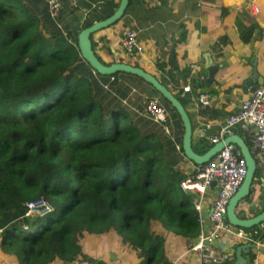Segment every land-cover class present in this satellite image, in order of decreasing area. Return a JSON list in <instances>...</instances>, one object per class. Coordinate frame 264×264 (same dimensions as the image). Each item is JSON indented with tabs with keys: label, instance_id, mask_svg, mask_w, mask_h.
Here are the masks:
<instances>
[{
	"label": "trees",
	"instance_id": "1",
	"mask_svg": "<svg viewBox=\"0 0 264 264\" xmlns=\"http://www.w3.org/2000/svg\"><path fill=\"white\" fill-rule=\"evenodd\" d=\"M74 4L68 13L80 11ZM118 4L101 0L86 14L81 8V22L64 27L61 8L58 16L48 11L41 18L21 0H0V249L14 255L17 264H75L80 259L107 264L82 244L107 233L118 236L121 250L135 251L138 264H162L168 248L153 228L156 222L187 242L197 237L199 213L193 197L179 186L186 176L179 167L185 157L183 129L177 150L157 123L143 119L144 109L132 110L111 94L117 76L130 73L102 75L81 57L79 32L109 17ZM120 20L90 36L104 65L115 62L110 46L117 42L122 48L124 29L134 30L126 27L112 40ZM254 27L240 33L243 42L251 40ZM118 58L127 61L121 54ZM156 67L162 72L160 83L171 91V83L177 85L173 73L179 71L174 48ZM174 96L188 113L187 99ZM192 148L203 154L210 144L203 139ZM39 201L51 210L28 212L27 204ZM244 230L253 242L261 239L260 232ZM248 255L252 261L254 253Z\"/></svg>",
	"mask_w": 264,
	"mask_h": 264
},
{
	"label": "crops",
	"instance_id": "2",
	"mask_svg": "<svg viewBox=\"0 0 264 264\" xmlns=\"http://www.w3.org/2000/svg\"><path fill=\"white\" fill-rule=\"evenodd\" d=\"M21 1L31 11L40 14L41 18L48 16V6L44 0ZM100 1L59 0L61 10L64 11L62 16L64 27L74 26L81 22V8H94ZM74 2L80 11L77 9V14L68 13L70 9H73L72 3ZM114 2L116 3L118 0H114ZM253 3L258 7L257 13L252 12ZM251 25H255L251 40L243 42L240 33ZM126 27L137 30V36L139 42L144 46V51L142 54L130 55L125 53L116 42V45L110 46V51L115 56V62H119L118 57L121 54L129 61L130 65L138 62L139 67L157 78L161 77L162 72L156 67V62L163 63L173 48L176 51L179 71L173 74L177 79V85L171 83L170 88L172 93H178L188 101V110L192 113L190 119L194 126L193 131L195 130L192 133V145L200 140L203 141V139L209 144L206 137H200L201 123L210 124L206 130L207 136L216 134L223 120L238 110L241 100L250 96L252 91L264 82V2L261 0H132L124 17L115 26L116 32L112 33L111 39L117 41L121 36V31ZM94 38L98 40V36ZM179 39L185 40L179 44ZM97 51L104 59H110L103 50ZM203 53H210L213 63L217 66L216 73L210 83L205 82L208 72L204 67ZM127 61L126 63H128ZM169 68L167 65L165 69ZM254 69L257 76H254ZM252 78L256 82L249 86L243 85L245 80ZM186 84L190 85L191 89L184 93L182 87ZM193 84L197 86L195 92L192 89ZM110 87L111 94H114L120 102L122 101L132 110H143L148 97L155 96L160 99L153 92L151 84L131 74H119ZM195 93L210 95L212 97L210 105L195 108L193 104L195 99L192 98V96H196ZM144 116L142 115L143 119ZM178 125L174 117L173 133L177 143L176 140L180 136L181 130ZM233 134L240 136L249 146L250 152L252 151L251 144L241 129L235 128ZM252 154L255 159L256 153ZM179 163H181L179 167L182 166L186 173L190 172L195 164L187 160L186 157H183ZM215 196V188L210 186L202 199L201 212L205 213V217L200 216L198 232L210 226L208 212ZM192 197L194 199V196ZM263 210L264 168L257 166L249 194L240 200L235 211L241 218H250ZM158 225L160 224L157 222L154 224L156 232L161 233L167 243L170 241L166 259L171 264H201L198 253L189 249V243H195L197 238L187 242L174 234L171 236L166 229ZM250 229L253 230V233L260 232L261 239L258 240V245L256 244L255 248L252 247L248 252L241 254L244 262L239 264H253L250 261L249 252H253L254 258L258 257L260 264H264V222L260 226H253ZM246 234L249 233L246 232ZM117 237L112 233H107L102 237L106 240L96 246L95 244L101 241V237L94 240L88 239L86 241L94 242V246L91 251H88L89 243L83 242L88 245L87 247L84 244V248L87 252H91L94 258L103 260L107 264H138L139 255L135 251L121 250ZM239 241L234 236H225L219 240L224 243V246L218 248L229 249V259L233 260V264L236 260L235 249ZM233 255L234 259H232ZM15 260L14 255H9L0 249V264H17ZM228 261L222 264H227Z\"/></svg>",
	"mask_w": 264,
	"mask_h": 264
},
{
	"label": "built area",
	"instance_id": "3",
	"mask_svg": "<svg viewBox=\"0 0 264 264\" xmlns=\"http://www.w3.org/2000/svg\"><path fill=\"white\" fill-rule=\"evenodd\" d=\"M44 1L48 6L50 16L52 18L58 16L61 8L59 0ZM261 1L264 2V0ZM73 5L75 6L74 3ZM251 8L253 13L258 12L255 3L252 4ZM82 11L84 14L88 13L87 9H82ZM120 44L126 52H143V47L137 40L136 32L132 29H124ZM190 89L191 87L188 84L182 87L184 93L189 92ZM211 100L210 95L199 93L196 99L193 100V104L195 108H202L210 105ZM143 115L157 123L165 138L172 141L176 149L179 150V145L176 144L174 139L173 120L169 110L158 97L151 96L147 98ZM200 127V137H206L211 146L231 135L235 128L241 129L251 144L252 153H256V166L264 168V82L256 87L250 96L241 100L238 110L223 120L216 134L206 135V130L210 127L209 123H201ZM185 174L186 176L180 181L179 186L183 192L190 195L194 194L193 206L198 213L202 209V199L212 182H214L213 187L216 191V196L212 200L208 212L210 226L197 233V241L189 243V249L198 253L201 264H222L229 259L230 254L210 245V242L213 240L218 242L225 236H234L240 241L253 242L244 229L235 227L226 220L228 202L238 190L246 174L245 160L239 148L230 143L224 145L207 162L194 164L190 172H185ZM41 205H46L48 207L47 211L51 210L45 202L39 201L28 203V212H38L37 209L41 210L43 208ZM254 244L258 245V242L255 241ZM76 264L90 263L85 259H81ZM253 264H260L258 257L253 259Z\"/></svg>",
	"mask_w": 264,
	"mask_h": 264
},
{
	"label": "water",
	"instance_id": "4",
	"mask_svg": "<svg viewBox=\"0 0 264 264\" xmlns=\"http://www.w3.org/2000/svg\"><path fill=\"white\" fill-rule=\"evenodd\" d=\"M128 2L129 0H119L117 8L109 17L103 20L95 21L94 23H92V25L84 28L79 32L78 48L80 50L81 57L86 60L89 65L99 74L111 75L116 72H126L139 76L140 78L151 84L153 88L158 91L162 95V97L170 103L171 107L174 108L178 113L183 127L181 143L183 154L188 160L192 161L193 163H205L217 152H219L224 145H228L230 143L235 144L240 149V152L245 160L246 174L240 187L228 202L226 208V219L230 224L245 229L251 228L253 226H260L261 223L264 222V210L256 216L250 218H241L237 215L235 211L240 200L244 199L249 194L250 187L252 186L253 176L256 171V162L252 153L250 152L247 143L240 136L232 134L225 137V139L218 141L216 144L211 146L205 153L197 154L192 148L191 119L182 103L174 96V94L170 90H168L163 84H161L155 76L143 70L141 67H136L124 62H113L109 65H104L99 61V59L95 55L90 39L91 34L95 31L108 27L120 20L125 13V10L128 6ZM202 56L204 58V67L207 69L208 72L205 82L210 83L216 73L217 66L213 63L210 53H203ZM253 73L254 76H257V72L255 69L253 70ZM253 82H256L254 78L247 79L243 82V85L249 86ZM213 185L214 182L211 183V186ZM192 196H194V194H192ZM200 215L203 218L205 217V213L203 212H200ZM210 245L222 248L224 246V243L213 240L212 242H210ZM252 247H254V244L252 243H246L237 246L235 249L236 260L234 264L244 262V259L242 258L241 254L244 252H248ZM225 251L228 252L229 249L225 248ZM162 264H171V262L167 259H164Z\"/></svg>",
	"mask_w": 264,
	"mask_h": 264
},
{
	"label": "rangeland",
	"instance_id": "5",
	"mask_svg": "<svg viewBox=\"0 0 264 264\" xmlns=\"http://www.w3.org/2000/svg\"><path fill=\"white\" fill-rule=\"evenodd\" d=\"M153 92L155 93V94H158L160 97H161V94L158 92V91H155L154 89H153ZM161 100H163L162 99V97H161ZM163 102H165L164 100H163ZM166 104V103H165ZM164 104V105H165ZM167 105V104H166ZM169 109V108H168ZM170 114H171V116H172V119H173V121H174V117H175V119L177 120V122H178V126L180 127V129L182 128L183 129V127H182V123L180 122V118L178 117V113H176V111H170ZM188 114H189V117H192V113L190 112V110H189V112H188ZM174 116V117H173ZM192 123V122H191ZM193 124V123H192ZM195 125V124H194ZM193 128H194V126H193ZM195 132V130L193 131V133ZM46 203V202H45ZM47 204V203H46ZM48 205V204H47ZM43 208L40 210V209H37L38 210V212H40V213H44V212H47V209H48V207L46 206H44V205H41ZM49 206V205H48ZM40 208V207H39ZM154 229H155V227H153ZM168 232L167 233H170V235L171 234H173V231L172 230H167ZM172 236V235H171ZM102 237H104V236H101V238ZM106 239H104V238H102L101 239V241L99 242V243H96L95 244V246L96 245H98V244H101V242H103V241H105ZM167 240L165 239V242H166ZM84 242H87V243H89V247H88V245H86V243H82L83 245L85 244L87 247H88V251H91L92 250V247L94 246V242H92V241H84ZM170 243V241L167 243L166 242V247H168V244ZM84 245V246H85Z\"/></svg>",
	"mask_w": 264,
	"mask_h": 264
},
{
	"label": "clouds",
	"instance_id": "6",
	"mask_svg": "<svg viewBox=\"0 0 264 264\" xmlns=\"http://www.w3.org/2000/svg\"><path fill=\"white\" fill-rule=\"evenodd\" d=\"M182 97V96H181ZM160 100V99H159ZM161 103H162V101H161ZM163 104V103H162ZM164 105V104H163ZM167 108V107H166ZM168 109V108H167ZM169 110V109H168ZM169 112H170V110H169ZM172 118V117H171ZM173 120V119H172ZM233 132V131H232ZM192 133H193V128H192ZM233 134V133H232ZM231 134V135H232ZM225 139V138H224ZM176 144L177 145H179V143H177L176 142ZM175 145V144H174ZM210 147H211V145H210ZM176 148V147H175ZM238 148V147H237ZM240 150V149H239ZM251 153H252V151H251ZM253 155V154H252ZM255 162H256V160H255ZM257 167V166H256ZM240 187V186H239ZM51 208V207H50ZM201 212V211H200ZM200 212H199V216H201L200 215ZM46 213V212H45ZM44 214V213H43ZM227 220V219H226ZM234 226V225H233ZM236 227V226H235ZM238 228H241V227H238ZM242 229H244V228H242ZM245 231V230H244ZM249 235V234H248ZM250 236V235H249ZM255 242V241H254ZM254 242H251V241H247V242H244V243H242V244H246V243H252V244H254ZM258 242V241H257ZM238 244H239V242H238ZM256 247V245L254 244V248ZM223 251H225V250H223ZM226 252V251H225ZM81 260V259H80ZM86 260V259H85ZM229 260V259H228ZM88 261V260H87ZM78 262V261H77ZM76 262V263H77ZM227 262V261H226ZM252 262H253V260H252ZM90 263V262H89ZM225 263V262H224Z\"/></svg>",
	"mask_w": 264,
	"mask_h": 264
}]
</instances>
